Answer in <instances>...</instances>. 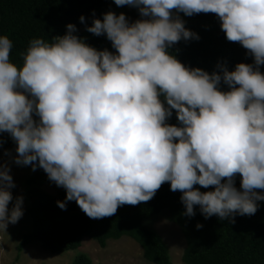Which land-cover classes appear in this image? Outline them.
<instances>
[{"label":"clouds","instance_id":"obj_1","mask_svg":"<svg viewBox=\"0 0 264 264\" xmlns=\"http://www.w3.org/2000/svg\"><path fill=\"white\" fill-rule=\"evenodd\" d=\"M115 3L144 17L129 23L109 11L94 19L87 31L106 34L115 53L90 46L70 23L53 43L32 39L18 66L12 40L0 35V132L17 142L15 163L35 170L38 162L93 219L150 201L165 182L183 193L186 216L196 205L205 218L233 223L236 214L254 215L264 201V0ZM180 12L215 14L254 63H220L211 74L184 65L168 49L199 35ZM172 110L179 126L167 123ZM14 187L10 166L0 163V229L23 216L22 196L9 208Z\"/></svg>","mask_w":264,"mask_h":264},{"label":"trees","instance_id":"obj_2","mask_svg":"<svg viewBox=\"0 0 264 264\" xmlns=\"http://www.w3.org/2000/svg\"><path fill=\"white\" fill-rule=\"evenodd\" d=\"M109 11L117 15L124 13L129 23L144 19L137 7L118 6L115 0H0V35H7L12 40L10 60L18 66L23 65L24 54L32 39L42 38L53 43L55 36L66 34L70 23L76 26L75 34L87 44L115 53L106 34L98 36L87 31L95 18L103 19ZM178 15L186 28L199 35V39H181L169 47L168 51L184 65L199 67L211 74L220 71L217 67L220 63L226 64L229 70H234L241 62L254 63V57L240 43L227 40L222 22L215 14L187 16L180 12ZM81 16L85 18L83 22ZM260 70L264 72V65ZM219 87L223 91L229 90L223 81ZM34 119L39 121L35 114ZM167 123L180 125L175 110ZM17 146L10 133L0 132V147L5 152L17 156ZM241 180L237 174L235 186L240 190ZM47 181L51 180L38 162L35 170L25 178L29 198L27 210L31 214L32 226L21 234L16 245L18 251L31 241L39 242L51 252H60L78 247L85 236L104 246L109 238L128 235L141 246L143 257L156 264H171L166 242L147 223L149 217L167 208L168 218L181 227L185 236L181 252L185 264H264V201H258L259 207L254 215L236 214L234 223L216 215L205 218L199 205L195 206V215L189 217L184 215L183 193L173 192L170 182H165L150 201L122 205L112 216L93 219L75 200L66 201L64 187L58 186L54 192L44 189L41 185ZM194 187L202 192L214 190V186ZM60 201L66 202L65 209L58 206ZM197 224L203 226L197 228ZM71 264L98 263H93L86 252L80 251Z\"/></svg>","mask_w":264,"mask_h":264},{"label":"rangeland","instance_id":"obj_3","mask_svg":"<svg viewBox=\"0 0 264 264\" xmlns=\"http://www.w3.org/2000/svg\"><path fill=\"white\" fill-rule=\"evenodd\" d=\"M129 6V5H128ZM15 155L8 154L0 147V163L10 166V172L15 183L11 189L13 200L9 208L15 204L17 197H23V216L15 224L10 223L6 230L0 229V264H71L76 253L86 252L93 263L98 264H156L142 255L141 246L128 235L119 238H109L104 246L85 236L81 244L72 249L51 252L42 247L39 242L31 241L20 251L16 245L23 232L31 229V214L27 210L29 198L25 178L32 172V165H18ZM49 192L57 190L55 182L47 181L41 185ZM147 223L162 236L169 250L171 264H185L181 252L185 246V236L181 227L168 218V210L164 208L158 214L147 219Z\"/></svg>","mask_w":264,"mask_h":264}]
</instances>
